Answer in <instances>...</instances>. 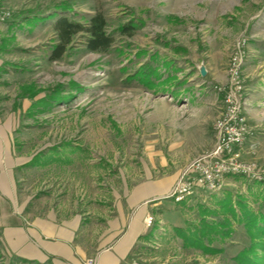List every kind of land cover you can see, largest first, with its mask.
Returning a JSON list of instances; mask_svg holds the SVG:
<instances>
[{"label": "rangeland", "instance_id": "obj_1", "mask_svg": "<svg viewBox=\"0 0 264 264\" xmlns=\"http://www.w3.org/2000/svg\"><path fill=\"white\" fill-rule=\"evenodd\" d=\"M5 3L12 18L0 24V168L14 171L7 177H14L28 200L81 204L83 199L92 206L95 198L122 193L126 184L140 182L146 148L156 166L152 180L165 181L170 168L160 166L158 155L170 159V150L174 153L183 139L171 125L176 116L203 115L208 134L201 141L215 142V122L223 109L215 87L227 84L229 65L239 51L251 131L247 143L254 149L250 155L262 159L250 162L264 166V0ZM63 5L68 9L61 10ZM54 12L83 24L103 14L114 45L107 52H91L79 36L63 58L50 60L58 43L55 20L37 18ZM128 26H134L133 36L121 30ZM140 73L149 76L153 89L139 82ZM26 85L36 86L35 99L20 98ZM48 96L68 102L40 103ZM224 184L218 192L202 188L182 206L168 198L164 202L177 204L185 228L204 217L222 221V214L207 211L220 209L218 202L228 194L231 203L244 196L264 216V183L227 177ZM153 216L154 225L147 227L150 246L138 264H242L240 256L253 247L246 225L233 221L231 235L216 236L209 251L186 248L175 228L162 230ZM256 253L264 264V252ZM0 264L23 263L0 248Z\"/></svg>", "mask_w": 264, "mask_h": 264}, {"label": "crops", "instance_id": "obj_2", "mask_svg": "<svg viewBox=\"0 0 264 264\" xmlns=\"http://www.w3.org/2000/svg\"><path fill=\"white\" fill-rule=\"evenodd\" d=\"M171 125L183 139L177 140L174 153L170 150V159L158 155L160 166L170 168L169 178L152 180L156 166L148 159L151 153L146 148L140 182L126 184L122 193L95 198L92 206L83 199L81 204L70 199L28 200L14 177H7L14 171L2 166L0 248L23 264H138L151 242L152 232L145 225L149 215L156 214L162 230L185 228L186 218L177 204L164 199L181 171L215 143L201 141L208 134V119L201 114L197 118L176 116ZM252 150L247 143L244 159L262 162L260 156L250 155ZM199 190L202 188L195 193Z\"/></svg>", "mask_w": 264, "mask_h": 264}, {"label": "built area", "instance_id": "obj_3", "mask_svg": "<svg viewBox=\"0 0 264 264\" xmlns=\"http://www.w3.org/2000/svg\"><path fill=\"white\" fill-rule=\"evenodd\" d=\"M11 18L12 12L5 0H0V24ZM242 64L243 56L239 51L229 65L227 84L215 87L222 99L223 109L215 122L212 149L199 155L181 171L166 198L185 203L198 188L218 192L227 177H243L264 183V166L244 159V148L251 131L245 107ZM154 223L153 215L145 219L148 228Z\"/></svg>", "mask_w": 264, "mask_h": 264}, {"label": "trees", "instance_id": "obj_4", "mask_svg": "<svg viewBox=\"0 0 264 264\" xmlns=\"http://www.w3.org/2000/svg\"><path fill=\"white\" fill-rule=\"evenodd\" d=\"M68 9L66 5L61 7V10ZM41 21L55 20L54 31L57 35L58 43L54 45L50 60L58 61L72 48L74 41L79 36H84L85 45L91 52H107L114 45V38L107 32V21L103 14H97L91 17L85 24L75 21L62 12H54L47 16H40L37 18ZM124 34L133 36L134 26H128L121 28ZM147 74V73H146ZM148 75L140 73L137 79L143 86L148 89H153L155 86L151 82ZM79 92L83 89L72 84ZM39 95L35 85H26L21 88L20 98L35 99ZM51 101H49V99ZM46 103L47 105H56L57 102H68V98L62 97L57 100V97H46L45 100H41L40 103ZM38 104V103H37ZM114 126H116L114 124ZM235 203H231V195L228 194L226 199L218 202L220 209H210L207 214L223 215V219L220 222L212 221L208 222L204 217L199 225H189L184 229H175L179 237L183 240L184 247L186 248H198L209 251L210 246L213 244L216 236L219 234L223 237L231 235L233 221L239 224H245L249 230L253 241V247L250 250H246L240 257H243L242 264H259L260 258L258 257L256 250L260 249L264 252V216L260 212H256L249 206L244 196H238ZM231 218H230V217ZM229 227V230L225 228Z\"/></svg>", "mask_w": 264, "mask_h": 264}]
</instances>
